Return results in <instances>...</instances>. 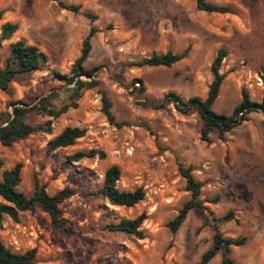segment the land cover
I'll return each instance as SVG.
<instances>
[{
    "label": "rangeland",
    "instance_id": "1",
    "mask_svg": "<svg viewBox=\"0 0 264 264\" xmlns=\"http://www.w3.org/2000/svg\"><path fill=\"white\" fill-rule=\"evenodd\" d=\"M59 1L79 5L77 12ZM196 0H0L4 22L18 28L8 40L0 39V67L9 44L19 39L47 55L43 69L20 74L6 90L0 89V123L12 103H35L51 91L57 108L66 102L65 86L53 80V70L70 74L83 39L93 26L91 50L85 69H94L99 85L86 89L77 107L57 118L31 113L33 124L51 121V132L30 134L4 146L0 143V178L3 170L21 162L18 190L26 195L37 181L49 195L68 187L74 194L60 204L65 222L56 227L38 205L21 211L17 221L0 220V239L11 251L36 250L38 264H193L212 245L209 212L218 218L233 211L234 219L221 223L224 237L245 236L244 244L231 247L236 264H264V113L252 111L247 120L209 142L200 138L197 113L180 114L165 101L168 92L183 99L205 98L212 80L210 66L220 47L227 50L220 73L216 113L230 114L244 89L260 101L264 84V0H207L229 6L233 13L198 10ZM96 17L88 18L85 13ZM1 32V31H0ZM185 57L170 67H131L130 62L163 54ZM84 78V77H82ZM135 78L142 79L144 91ZM111 102L120 127L102 113L101 94ZM163 102V107H157ZM66 126L85 134L65 148L47 151L48 141ZM96 148L106 154L64 163L78 150ZM178 163L191 167L202 183L199 199L207 211L192 209L175 233L167 227L190 197ZM120 168L121 190L144 189V198L132 207L112 206L97 195L103 173L110 165ZM218 197L214 203L207 200ZM106 207V210H105ZM141 212L145 237L137 239L104 229L108 221L132 219ZM208 264H221L220 251Z\"/></svg>",
    "mask_w": 264,
    "mask_h": 264
},
{
    "label": "trees",
    "instance_id": "2",
    "mask_svg": "<svg viewBox=\"0 0 264 264\" xmlns=\"http://www.w3.org/2000/svg\"><path fill=\"white\" fill-rule=\"evenodd\" d=\"M59 5L72 12H77L79 5H68L61 1ZM196 8L205 12L215 13H233V9L225 5H217L207 0H196ZM3 10H0V19L2 18ZM88 18L94 19L96 16L86 12ZM18 26L16 23L4 22L0 26V39L8 40L16 32ZM97 29L91 27L86 37L83 39L82 48L79 57L75 60L70 74H61L53 70L51 77L53 80L60 81L65 88L66 102L57 108L52 101L58 97V93L51 91L45 96H41L37 102L24 103L17 101L12 103L11 112L6 115L0 123V143L4 146L24 139L30 134L38 132H51V121L33 124L28 121L31 113L47 115L57 118L65 113L69 107L76 108L77 100L81 97L82 92L86 89H92L99 85V81L93 75L94 69H85L84 62L88 58L91 50V38L96 33ZM187 49L182 53H172L167 51L163 54H152L149 57L142 58L138 61L130 62L131 67H170L183 57H185ZM227 50L220 47L212 60L210 72L212 80L208 86V91L205 98L192 96L188 99H183L174 92H168L165 95V101L173 103L174 108L180 114L197 113L202 122L200 129V138L209 142V134L215 133L220 140H225V134L235 126L247 120L248 114L252 111H261L264 113V84L260 101H253L249 94L243 89L241 91V100L232 109L230 114L216 113L212 109V105L219 95V90L224 78L220 73L222 60L226 57ZM48 58L35 45L27 44L24 40L19 39L9 44L8 55L5 63L0 67V89L6 90L10 82L15 76L43 69ZM84 77V78H82ZM134 83H138V90L144 91L142 79L135 78ZM102 113L110 124L120 127L122 124L117 123L111 113V102L103 92L101 94ZM157 107H163L161 102ZM85 134V129L78 126H66L61 132L51 138L47 143V151L51 152L58 148H65L75 143L78 138ZM97 156L104 159L106 154L103 150L91 148L88 150H78L64 157V163L77 162L82 158H90ZM2 161L0 160V168ZM22 163L17 162L11 168L3 170L0 178V220L3 216H7L14 221L19 219L21 211L30 209L33 205H38L41 210L48 214L51 222L56 227H61L65 220L62 218L60 204L71 195L74 191L65 187L57 191L54 195H49L45 187L37 181L34 182L33 191L30 195L24 194L18 190L21 182ZM178 171L185 180V189L190 193V197L183 203L175 217L167 223V227L172 233H175L180 225L184 222L188 212L192 209L207 211L203 205V200L199 199L202 183L197 181L191 173V167H185L178 163ZM121 172L117 165L108 166L102 178L100 187L94 190V195L104 198L109 205L132 207L144 198L145 192L142 187H137L133 190H121L117 186ZM218 197L207 200L208 202H216ZM106 210V207H105ZM208 225L212 228V245L205 250L198 261L193 264H208L209 261L220 251L221 264H236L230 256L231 247H237L244 244L246 237H224L219 231L218 226L221 223L234 219L233 211L226 212L221 217H214L212 212H209ZM146 219V214L141 212L132 219L120 218L117 221H108L104 225V229L110 232H122L137 239L145 237V232L141 229V224ZM36 250L28 249L22 253L11 251L6 247L0 239V264H38L35 258Z\"/></svg>",
    "mask_w": 264,
    "mask_h": 264
}]
</instances>
